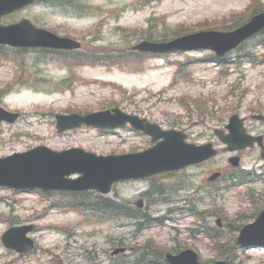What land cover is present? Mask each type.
Here are the masks:
<instances>
[{
  "label": "rangeland",
  "instance_id": "rangeland-1",
  "mask_svg": "<svg viewBox=\"0 0 264 264\" xmlns=\"http://www.w3.org/2000/svg\"><path fill=\"white\" fill-rule=\"evenodd\" d=\"M79 1L75 6H63L62 1L36 2L2 18L8 24L27 17L39 26L77 38L83 45L76 54L59 56L12 48L8 49L9 58L0 59V105L21 113L15 122H0V156L37 145L56 150L77 146L97 154L149 147L150 136L130 127L109 131L89 127L63 134L56 130L57 113L113 106L162 127L183 130L189 142L212 141L221 149L225 145L216 129H226L235 112L246 118L249 132L264 131L263 122L252 118L253 114H264V46L257 45L256 38L231 52L222 63L210 58L209 50L127 58L144 30L151 29L154 34L223 30L239 18H247L254 5L264 6V0ZM117 55L122 56L117 65L80 63ZM260 152L258 146L222 150L195 166L118 182L110 194L101 195L96 190L71 194L76 208L61 205H68L66 193L0 187V264H143L136 261L140 257L144 264H150L152 256L154 261L162 259L153 253L154 248L164 255L186 247L195 249L202 261L214 264L223 257L206 232L220 231L221 244L233 241L239 229L230 230L226 222L230 221L231 227L242 219L252 222L254 209L260 211L264 205V159ZM232 155L241 158L238 168L252 170L257 176L250 183L227 187L221 191L224 197L216 196V185L224 188L226 179L210 184L207 177L214 171H221L223 177L237 175L239 171L229 163ZM77 176L71 174L72 178ZM210 185L211 195L207 190ZM250 193L254 201L247 199ZM100 196L123 202L146 218L111 217L88 210L86 205ZM140 198H144L142 208L135 205ZM195 206L217 213L206 216L207 211H203L205 216L197 217L189 213L195 212ZM31 223L35 224L30 234L36 244L33 250L18 253L1 242V235L11 225ZM143 223L151 225L144 227ZM231 251L230 264H264V247L236 244Z\"/></svg>",
  "mask_w": 264,
  "mask_h": 264
},
{
  "label": "water",
  "instance_id": "water-1",
  "mask_svg": "<svg viewBox=\"0 0 264 264\" xmlns=\"http://www.w3.org/2000/svg\"><path fill=\"white\" fill-rule=\"evenodd\" d=\"M36 0H0V43L12 46H44L53 48H79L81 43L75 39L60 36L45 28L35 26L30 19L24 18L18 23L4 25L1 18L10 12L20 9ZM264 29V12L252 16L250 21L230 31L202 30L179 36L168 41L143 40L133 49L166 53L176 50H193L208 48L223 55L236 47L246 38ZM18 113H12L0 106V120L15 121ZM58 130L63 131L82 124L97 127H118L128 122L134 128L142 129L152 136V141L159 140L152 147L141 151L120 155H97L82 148H71L62 151L52 150L39 145L24 152H16L0 158V186L18 189H97L109 193L115 181L127 178L144 177L158 172L181 168L191 163H197L214 156L218 150L212 143L196 145L186 142V134L175 129H162L157 123H151L145 118L124 112L121 108L105 109L88 114L72 113L58 115ZM264 120V115H254ZM230 133L216 130L220 138L228 143V150L244 148L253 145L257 140L263 146V136H252L246 132L243 119L238 114L230 118L227 125ZM264 158V151L262 153ZM238 165L240 158H230ZM81 175L72 179V173ZM220 172H215L209 178L215 179ZM143 206V200L137 202ZM33 226L12 227L3 235V242L19 251L33 247V240L27 236ZM242 245H264V210L257 220L246 225L238 237ZM172 264H206L198 260V255L192 249L184 250L176 255L166 254ZM216 264H227L218 261Z\"/></svg>",
  "mask_w": 264,
  "mask_h": 264
},
{
  "label": "trees",
  "instance_id": "trees-1",
  "mask_svg": "<svg viewBox=\"0 0 264 264\" xmlns=\"http://www.w3.org/2000/svg\"><path fill=\"white\" fill-rule=\"evenodd\" d=\"M58 1L59 0H53L52 3H57ZM61 1H62V4L64 3V4L72 5V6L73 5L74 6L75 5H80V1L79 0H61ZM144 1L146 3H143V4H148V3H151L153 1H160V0H144ZM81 6H83V5H81ZM254 6L255 7L253 8L252 12L250 13V15L247 18H239V19L235 20V22L233 24H231L230 26H225L224 28L225 29H230V28L237 27V26L241 25L242 23H244L252 14H254V13L258 12V11L264 10V6H262V5L256 4ZM190 31L191 30H188L187 32L180 31V32H174L172 34H168L167 31H162L159 34H154L151 29H147V30H144L142 32V34H139V35H141L140 36L141 39L168 40L170 38L176 37V36L181 35V34L188 33ZM256 38H257V45H264V31L262 33H260ZM244 46H245V44L242 45L240 48H238V50H241L242 48H244ZM41 51H44V52L48 53V49H41ZM3 52H5V51H3ZM130 53L131 54L127 53L128 54L127 58H134L135 56L138 57V56H141L142 54H144V53H140V52H137V51H131ZM106 57H111V56H106ZM106 57L105 58H88V60H89V62H91V61H99V62H102L104 64H108L110 66L117 65L122 60L121 59L122 56H120V55L112 56L111 58H106ZM211 57H215V56L212 54ZM229 178L232 181V185H238L240 183H245V182H247L249 180L250 181L254 180L255 179V175H254L253 171H251V170L239 169V173L237 175L232 173L229 176ZM262 195L264 197V192H263ZM89 209H92V210L97 211V212L105 213V214H107V215H109L111 217H114V216H117V217L118 216H125V217L134 218V219L146 218V217H143L144 214H139L138 210H136L134 208H128L124 203L116 202L114 199H111V198L106 197V196H100V197L93 198L89 202ZM123 210H126L127 212L123 213ZM201 212L202 211H198L197 213H199V214H197V215H202V217H204L205 214H200ZM256 212L254 214H251V217L256 215ZM208 213L209 214H206V216L216 215L217 212L208 211ZM233 221L237 222V220H233ZM229 222H226V225L229 226V229L231 230V228H233L234 230H236V229L240 228L241 224L243 223V219L239 220L237 225H235L233 227H231V224H229ZM206 230H208V227H206ZM220 235H222V233L219 232V231L218 232L216 231L215 234L214 233L210 234V237L213 240V245H214L215 248H217V250H219V252H220V254L222 255L223 258L230 259L231 258V253H232L231 250L236 248V243L234 242V240L230 241V239H229L227 242H223V244H221V241H223L222 240L223 236L220 237ZM228 242H233V244L230 247H227L225 244L228 243ZM146 247H147V245H144V249ZM153 250H154L153 253L155 255H158V256L163 258L162 253L159 251L160 249L154 248ZM173 250L174 251H178L177 248H175ZM148 253H150V252H148ZM141 254L143 256V252ZM153 258L154 257L152 256V259L150 260L151 261L150 264H166V262L164 260L154 261ZM136 261L144 264L143 257L142 258L141 257L138 258Z\"/></svg>",
  "mask_w": 264,
  "mask_h": 264
}]
</instances>
